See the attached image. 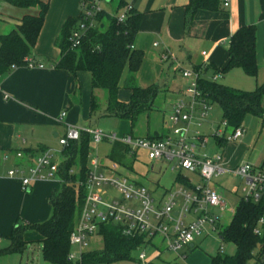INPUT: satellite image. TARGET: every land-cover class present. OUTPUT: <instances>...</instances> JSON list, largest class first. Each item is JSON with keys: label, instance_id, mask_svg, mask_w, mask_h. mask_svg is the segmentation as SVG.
<instances>
[{"label": "crops", "instance_id": "obj_1", "mask_svg": "<svg viewBox=\"0 0 264 264\" xmlns=\"http://www.w3.org/2000/svg\"><path fill=\"white\" fill-rule=\"evenodd\" d=\"M41 1H46L48 7L36 42L24 60H32L42 67L21 65L0 75V249L9 245L8 236L14 225L49 219L50 197L61 188L59 179L45 178L31 181L26 189H22L18 178L9 177L7 172L20 166L27 173L34 158L55 146L69 126L87 129L86 123L94 116L90 113L92 95L97 98L98 109L102 101V109L106 105L103 92L92 90L89 72L72 74L54 66L60 58L56 40L62 25L68 17L80 14L84 0ZM119 1L141 15L131 46L143 55L136 82L140 87H155V97L170 92L168 95L173 99L170 110L187 86L180 74L181 69H200L201 77L211 79L217 76L215 81L223 78L221 84L247 91L254 90L264 80V0H216L215 10L188 9L190 0H106L102 7L110 14L118 15L124 10V6L118 8ZM225 1L227 6L223 4ZM37 11V7L21 9L0 0V35L14 29L23 15ZM243 25L255 27L258 74L248 77L241 68H233L221 75L215 70L225 64L230 37ZM129 95L127 90H119L120 100L127 101ZM61 112L65 115L59 120ZM125 120L129 130V121ZM218 123L208 115L206 128L211 133ZM139 128L140 137L167 134L164 119L156 127L160 132L155 127ZM126 134L130 132L123 135ZM214 148L222 152L225 166L240 164L226 153L228 149L238 150V143L220 149L215 143ZM250 150L249 161L260 166L264 150L257 152L256 145ZM17 152L22 154L20 158L15 156ZM23 241L22 252L1 255H10L20 263L24 252H32L34 243L42 245L40 234L33 229L23 232ZM191 245L188 247L195 246L194 243ZM160 252L158 250V255ZM177 256L185 258L183 252Z\"/></svg>", "mask_w": 264, "mask_h": 264}, {"label": "trees", "instance_id": "obj_2", "mask_svg": "<svg viewBox=\"0 0 264 264\" xmlns=\"http://www.w3.org/2000/svg\"><path fill=\"white\" fill-rule=\"evenodd\" d=\"M21 9L37 7L35 14H25L9 33L0 35V75L11 69L27 65L24 60L34 46L40 31L48 3L41 0H2ZM126 7L122 1L118 8ZM204 8L215 10L216 0H190L188 9ZM140 13L133 9L126 12L123 21L117 20V14L102 10L96 15L95 26L86 31L80 44L72 48L70 36L82 19L68 17L62 25L56 46L60 58L54 64L56 68L72 74L79 71L89 72L92 90L105 93L106 105L103 116H116L127 119L130 134L136 128L138 118L152 108L156 95L155 87H140L136 82V72L142 61V52L132 49V42L140 24ZM256 36L253 25L239 27L230 37L227 48V60L216 69L221 75L233 68H241L248 77H256ZM127 90V101L119 99V90ZM198 89L202 97L210 104L216 103L222 119L227 120L232 128L242 125L247 115L257 118L264 125V80L254 90H240L199 77ZM98 103L95 95L91 96L90 113L96 114ZM151 136L149 138H160ZM91 137L82 132L77 141H70L62 149V162L59 166L61 188L50 197L51 216L40 223L14 225L8 236L9 245L0 249L3 253L22 252L24 249L23 232L28 229L37 231L42 238L41 253L45 261L51 264H73L67 257L70 250L69 235L75 224V215L82 203L83 182L88 170V149ZM128 147L118 141L111 142L108 155L110 160L132 168L127 157ZM175 181L192 187L186 178L177 174ZM264 214V195L258 203L241 198L233 212L230 223L220 231L219 238L234 244L232 256L214 255L210 264H246L255 248H259L255 257L264 251V235L254 233L257 220ZM99 233L103 239L101 250L86 251L82 255L84 264H110L121 260H131V253L140 243L139 239L123 237L119 228L111 223L102 224Z\"/></svg>", "mask_w": 264, "mask_h": 264}, {"label": "built area", "instance_id": "obj_3", "mask_svg": "<svg viewBox=\"0 0 264 264\" xmlns=\"http://www.w3.org/2000/svg\"><path fill=\"white\" fill-rule=\"evenodd\" d=\"M105 1L81 2L82 19L70 36L72 48L77 47L86 31L95 26V17L103 10L102 3ZM223 4L228 5L226 1ZM130 9L131 6L127 5L117 15V20L123 21ZM27 61L29 67H42L32 60ZM180 74L187 81V86L165 115L166 135L149 138L126 134L117 138L115 134H106L99 128L82 130L69 126L65 134L57 139L61 149L56 155H53L50 148L45 149L40 156L34 158L27 173L20 166L7 172L9 177L18 178L22 189H26L31 181L37 179L60 180L58 172L63 147L70 141H77L81 133L86 132L95 144L102 140L125 144L128 147L127 157L132 163L140 152H145L150 161L171 164L170 169L177 170V174L183 175L192 185L187 187L175 181L171 188L162 191L160 197H155L148 188L121 173V168H127L125 165L110 159L109 164L104 165L97 157L92 158L88 161V170L83 182V198L78 217L69 235L70 247L76 248V252L69 250L67 255L73 264H84L82 255L87 251L88 240L100 235L99 228L102 224H114L123 237L140 240L137 247L139 253L134 264H148L146 252L155 246V237L161 239L165 249L178 253L193 244L195 237H199L206 229L216 232L219 236V216L211 209L218 208L223 211L226 202L210 187L211 179L217 175L229 173L240 178L244 185L242 199L254 203L262 199L264 160L260 166L247 161L228 167L222 162L221 151L218 150L212 155L204 151L210 137L220 149L227 144L239 142L245 129L242 125L232 128L227 120L221 119L209 135L201 132V127L208 119L210 104L198 89L200 69H181ZM216 78L217 76H213L211 80L215 81ZM4 97L7 98V95ZM64 115L65 112H61L59 120ZM260 136L264 140V130ZM15 156L20 158L22 154L17 152ZM182 170L186 173H181ZM105 187L113 188L121 199L105 197ZM254 233L258 236L264 235V214L257 220ZM257 261V264H264V251L258 255Z\"/></svg>", "mask_w": 264, "mask_h": 264}, {"label": "rangeland", "instance_id": "obj_4", "mask_svg": "<svg viewBox=\"0 0 264 264\" xmlns=\"http://www.w3.org/2000/svg\"><path fill=\"white\" fill-rule=\"evenodd\" d=\"M221 80L223 82V78H219L218 82L221 83ZM102 92L105 99V93L104 91ZM168 94H170V92L157 95L154 98L151 110L142 113L139 116L137 126L132 131V136H140L138 135L139 133H137L139 130H141L139 126L141 128L144 126L146 128H156L161 125L165 115L170 110L171 102L173 100ZM101 103V107H99L97 113L94 114L90 122L86 123L87 129L99 128L106 134H115L117 138L123 136V134L127 131L130 132V129L128 130V123L125 119L118 118L116 116H103L102 107L104 103L103 101ZM209 117L216 120L217 122H219L221 119L220 108L214 102L210 103ZM242 126L245 129V133L242 139L237 142L240 148L238 150L228 149L227 152L225 151L227 156L236 159L237 163L251 160L249 155L251 153L250 149L252 145L253 147L256 145L257 152L264 150V140H262L260 136L264 130V126L261 125L260 121L252 115H247L243 119ZM206 127L207 124L205 123L203 127H201V131H203L205 135H209L210 131ZM155 130L160 132L158 128ZM141 134L143 133L141 132ZM255 139L256 141L254 142ZM237 143H231L229 145L234 146ZM214 147V139L210 137L204 151L209 155H212L216 151ZM50 149L52 150L51 152L53 155H56L57 151H59L61 147L57 143ZM110 149V140H102L98 144L90 142L88 149V161L94 157H97L100 163L104 165L109 164L110 161L108 155L110 153ZM170 166L171 164H167L162 161H150L147 159L145 152H140L136 160L132 163V168H121V173L126 175L129 179L136 182L137 184L148 188V190L151 191L155 197H160L164 189H169L175 184L174 182L178 171H172ZM180 172L183 174L186 173L183 170ZM59 187H61L60 184ZM210 187L213 188L216 193L226 202V208L223 211H220L218 208L211 209L214 214L219 216L217 228L219 231H222L230 223L233 212L244 195L243 181L229 173H224L213 177L210 181ZM104 190L105 191H103V194L105 197L121 199V196L113 188L105 187ZM78 213L79 208L75 215V222L77 220ZM154 241L155 247L149 248L146 252V261L148 264H209L211 256H232L235 254L236 250L234 244L228 241L220 240L218 234L209 229L203 231L199 237H195L194 247L189 248L187 246L178 252H183L185 258L179 257L177 256V253L165 249L161 244V239L159 237H155ZM1 246L2 245H0V248ZM31 247L32 252H27V254L24 252V256L22 257L20 263L17 258H11L12 256L10 255H0V264H51L42 258L41 243H34V245ZM102 247L103 239L100 235H95L88 240L87 251L101 250ZM70 250L76 252V248L74 246H71ZM158 250L161 251L159 255ZM258 250V247L253 250L252 257L246 261V264L258 263L257 258L255 257V254L258 252ZM138 253L139 250L136 249L131 253V260H121L110 264H134Z\"/></svg>", "mask_w": 264, "mask_h": 264}, {"label": "water", "instance_id": "obj_5", "mask_svg": "<svg viewBox=\"0 0 264 264\" xmlns=\"http://www.w3.org/2000/svg\"><path fill=\"white\" fill-rule=\"evenodd\" d=\"M174 215H176V213H174ZM192 246V245H191Z\"/></svg>", "mask_w": 264, "mask_h": 264}]
</instances>
